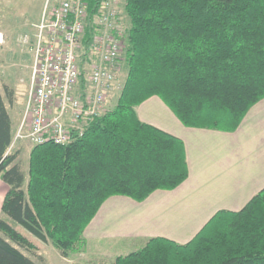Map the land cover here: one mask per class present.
Instances as JSON below:
<instances>
[{
    "label": "trees",
    "instance_id": "1",
    "mask_svg": "<svg viewBox=\"0 0 264 264\" xmlns=\"http://www.w3.org/2000/svg\"><path fill=\"white\" fill-rule=\"evenodd\" d=\"M103 0H83L88 44ZM126 77L115 104L65 144H35L25 170L0 88V264H37L35 240L66 257L112 195L144 200L188 175L184 144L135 107L156 95L188 127L235 131L264 98V0H124ZM36 253V252H35ZM113 264H264V186L239 210H217L186 243L152 236Z\"/></svg>",
    "mask_w": 264,
    "mask_h": 264
},
{
    "label": "crops",
    "instance_id": "2",
    "mask_svg": "<svg viewBox=\"0 0 264 264\" xmlns=\"http://www.w3.org/2000/svg\"><path fill=\"white\" fill-rule=\"evenodd\" d=\"M135 110L141 121L182 140L188 175L176 188L156 189L142 201L123 195L106 198L86 225L83 244L75 250L87 263L95 259L103 263L105 258L90 255V246L104 241V245L138 242L141 246L149 237L162 236L186 243L217 210L241 209L264 186V98L247 111L232 132L184 126L156 95ZM8 112L13 131L16 118L9 108ZM8 187L0 174V216ZM35 242L39 248L45 243L39 239ZM114 251L113 256L107 254L112 257L109 264L121 255ZM25 253L37 264H44L45 255L40 250L33 255Z\"/></svg>",
    "mask_w": 264,
    "mask_h": 264
},
{
    "label": "built area",
    "instance_id": "3",
    "mask_svg": "<svg viewBox=\"0 0 264 264\" xmlns=\"http://www.w3.org/2000/svg\"><path fill=\"white\" fill-rule=\"evenodd\" d=\"M93 23L97 32L85 44L83 0H44L32 31L19 37L29 54V88L11 146L17 139L68 143L108 109L107 98L120 86L123 51L111 0L101 2Z\"/></svg>",
    "mask_w": 264,
    "mask_h": 264
},
{
    "label": "rangeland",
    "instance_id": "4",
    "mask_svg": "<svg viewBox=\"0 0 264 264\" xmlns=\"http://www.w3.org/2000/svg\"><path fill=\"white\" fill-rule=\"evenodd\" d=\"M113 6L116 7L118 15L120 16V22L123 29L121 35V41L124 45L126 29L129 25L128 17L124 11V0H111ZM44 0H0V32L2 33V42L0 43V88L2 90L3 85H7L13 90V103L8 105V108L13 114V119L16 120L13 127V136L18 125L26 99L27 90L29 88V54L27 50L22 46L19 41V37L24 32L32 31V22H35L37 16H39ZM124 54V47L121 56ZM121 71L119 75V89H114L110 96L107 98L106 105L111 108L120 93L125 77L126 66L124 60L121 61ZM16 115V117H15ZM35 144H32L26 139H17L11 147L13 149H19L18 160L22 164L23 168L27 170L28 156L31 148ZM106 242V241H104ZM101 242L100 245L92 244L90 246V255H94L95 258H105L103 263L97 262L96 259L91 263L83 261L80 257H77V251L69 252L68 256L60 258L58 251L54 250L50 242L40 243L34 246L36 251L40 250L44 254V264H109V260L113 256L114 250L120 254H126L131 250L139 248V243L134 242L132 244L122 245L121 243H114L104 245ZM124 246V247H123ZM35 251V252H36ZM35 252L33 254H35ZM103 253V254H101ZM35 256H38L37 254ZM78 259L77 261L74 260Z\"/></svg>",
    "mask_w": 264,
    "mask_h": 264
}]
</instances>
